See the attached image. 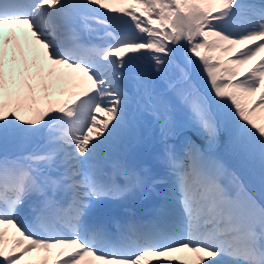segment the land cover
Instances as JSON below:
<instances>
[{
	"label": "snow or ice",
	"instance_id": "6c2138e0",
	"mask_svg": "<svg viewBox=\"0 0 264 264\" xmlns=\"http://www.w3.org/2000/svg\"><path fill=\"white\" fill-rule=\"evenodd\" d=\"M0 264H264V0H0Z\"/></svg>",
	"mask_w": 264,
	"mask_h": 264
},
{
	"label": "rangeland",
	"instance_id": "374dc122",
	"mask_svg": "<svg viewBox=\"0 0 264 264\" xmlns=\"http://www.w3.org/2000/svg\"><path fill=\"white\" fill-rule=\"evenodd\" d=\"M163 87H164V85H163L162 83H158V84H157V88H158V89H162Z\"/></svg>",
	"mask_w": 264,
	"mask_h": 264
}]
</instances>
